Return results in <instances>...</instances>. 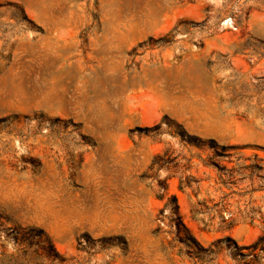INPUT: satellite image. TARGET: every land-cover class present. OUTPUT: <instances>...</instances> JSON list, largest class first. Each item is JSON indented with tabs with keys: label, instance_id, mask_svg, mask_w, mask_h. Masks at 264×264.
Wrapping results in <instances>:
<instances>
[{
	"label": "rangeland",
	"instance_id": "374dc122",
	"mask_svg": "<svg viewBox=\"0 0 264 264\" xmlns=\"http://www.w3.org/2000/svg\"><path fill=\"white\" fill-rule=\"evenodd\" d=\"M0 264H264V0H0Z\"/></svg>",
	"mask_w": 264,
	"mask_h": 264
}]
</instances>
